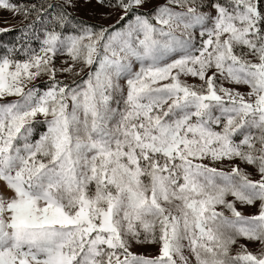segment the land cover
Masks as SVG:
<instances>
[{
    "label": "snow or ice",
    "instance_id": "obj_1",
    "mask_svg": "<svg viewBox=\"0 0 264 264\" xmlns=\"http://www.w3.org/2000/svg\"><path fill=\"white\" fill-rule=\"evenodd\" d=\"M0 10V264H264V0Z\"/></svg>",
    "mask_w": 264,
    "mask_h": 264
},
{
    "label": "rangeland",
    "instance_id": "obj_2",
    "mask_svg": "<svg viewBox=\"0 0 264 264\" xmlns=\"http://www.w3.org/2000/svg\"><path fill=\"white\" fill-rule=\"evenodd\" d=\"M12 24V18L10 16L9 13H7L6 11L0 10V27H7L10 26ZM245 214H254L255 213V209L253 208H245L244 209ZM241 242H244L243 240ZM135 251L137 252H142V253H155L156 252V248L153 246H143V247H138L135 249Z\"/></svg>",
    "mask_w": 264,
    "mask_h": 264
}]
</instances>
